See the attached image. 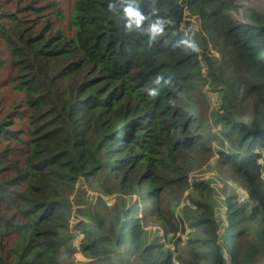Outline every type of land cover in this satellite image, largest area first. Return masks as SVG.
I'll use <instances>...</instances> for the list:
<instances>
[{
    "label": "trees",
    "instance_id": "16d2710c",
    "mask_svg": "<svg viewBox=\"0 0 264 264\" xmlns=\"http://www.w3.org/2000/svg\"><path fill=\"white\" fill-rule=\"evenodd\" d=\"M238 12L0 0V264H264V11Z\"/></svg>",
    "mask_w": 264,
    "mask_h": 264
},
{
    "label": "rangeland",
    "instance_id": "374dc122",
    "mask_svg": "<svg viewBox=\"0 0 264 264\" xmlns=\"http://www.w3.org/2000/svg\"><path fill=\"white\" fill-rule=\"evenodd\" d=\"M251 2H253V4L250 7H247L245 9L238 7L239 12L233 13L232 14L233 18H235L239 21H243L242 13L245 12V10L251 9V10H257V11H264V0H251ZM185 27H186V29H185ZM183 28H184V30L189 31V30L196 29V28L199 29V28H201V25L199 22H196V17H192L188 12H186L185 24H183ZM260 45H261V43H260ZM3 49H4V47L2 45H0V50H3ZM209 53H215V52L212 49H210ZM5 73H6L5 70L0 68V76L4 77ZM202 89L204 92L207 91V89H208L207 83L202 85ZM207 99L204 97L199 98L197 101V107L201 111V113L204 117H207V116L211 117L212 116L211 111L218 104L219 99H218L217 95L210 94V93L208 94ZM11 100L12 99H10V102H11ZM208 101H209L210 108L207 110ZM192 180L211 181L212 185L218 190V192L220 193V195L222 197L226 196L224 194V192L226 194L230 193V189L227 187L229 183L227 184L226 179L217 170L212 169L210 164H209V166L205 165L201 169L197 170L194 173ZM231 187H233V186H231ZM105 199L109 200L107 197ZM71 222H75V221H71ZM76 243H77V241H76ZM75 257H76V259H75L76 264H81V263L87 261L86 257L82 253H76ZM174 258H175V256H174Z\"/></svg>",
    "mask_w": 264,
    "mask_h": 264
},
{
    "label": "built area",
    "instance_id": "2783aa9c",
    "mask_svg": "<svg viewBox=\"0 0 264 264\" xmlns=\"http://www.w3.org/2000/svg\"><path fill=\"white\" fill-rule=\"evenodd\" d=\"M239 1V3H238ZM242 2V3H241ZM237 3L239 4V6H241L242 8H247L250 7L253 2H251V0H237Z\"/></svg>",
    "mask_w": 264,
    "mask_h": 264
},
{
    "label": "clouds",
    "instance_id": "9594fccd",
    "mask_svg": "<svg viewBox=\"0 0 264 264\" xmlns=\"http://www.w3.org/2000/svg\"><path fill=\"white\" fill-rule=\"evenodd\" d=\"M238 3H239V1H238ZM237 3V0L235 1V4H236V6L237 7H241V6H239V4ZM242 8V7H241ZM242 9H245V8H242ZM154 31H159V29H154ZM156 93L155 92H150V95H155Z\"/></svg>",
    "mask_w": 264,
    "mask_h": 264
}]
</instances>
